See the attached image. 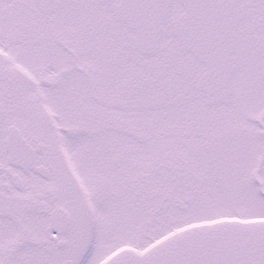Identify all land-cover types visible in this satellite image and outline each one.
<instances>
[{
    "label": "snow or ice",
    "instance_id": "obj_1",
    "mask_svg": "<svg viewBox=\"0 0 264 264\" xmlns=\"http://www.w3.org/2000/svg\"><path fill=\"white\" fill-rule=\"evenodd\" d=\"M0 264H264V0H0Z\"/></svg>",
    "mask_w": 264,
    "mask_h": 264
}]
</instances>
